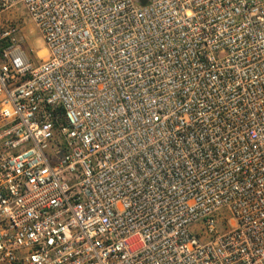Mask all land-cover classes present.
<instances>
[{"label": "built area", "instance_id": "1", "mask_svg": "<svg viewBox=\"0 0 264 264\" xmlns=\"http://www.w3.org/2000/svg\"><path fill=\"white\" fill-rule=\"evenodd\" d=\"M0 264H264V0H0Z\"/></svg>", "mask_w": 264, "mask_h": 264}, {"label": "rangeland", "instance_id": "2", "mask_svg": "<svg viewBox=\"0 0 264 264\" xmlns=\"http://www.w3.org/2000/svg\"><path fill=\"white\" fill-rule=\"evenodd\" d=\"M3 17L14 20L15 25L20 24L22 30L20 33L21 51L27 56L30 62L36 63L45 57V52L40 53V51H44L41 35L23 11L5 14Z\"/></svg>", "mask_w": 264, "mask_h": 264}, {"label": "bare ground", "instance_id": "3", "mask_svg": "<svg viewBox=\"0 0 264 264\" xmlns=\"http://www.w3.org/2000/svg\"><path fill=\"white\" fill-rule=\"evenodd\" d=\"M44 51H40V53H43Z\"/></svg>", "mask_w": 264, "mask_h": 264}]
</instances>
